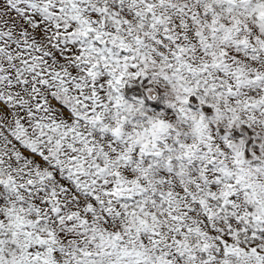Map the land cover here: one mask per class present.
<instances>
[{
  "label": "snow or ice",
  "instance_id": "6c2138e0",
  "mask_svg": "<svg viewBox=\"0 0 264 264\" xmlns=\"http://www.w3.org/2000/svg\"><path fill=\"white\" fill-rule=\"evenodd\" d=\"M0 264H264V0H0Z\"/></svg>",
  "mask_w": 264,
  "mask_h": 264
}]
</instances>
